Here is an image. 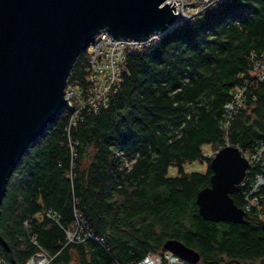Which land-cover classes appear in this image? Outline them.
Listing matches in <instances>:
<instances>
[{
  "label": "trees",
  "instance_id": "1",
  "mask_svg": "<svg viewBox=\"0 0 264 264\" xmlns=\"http://www.w3.org/2000/svg\"><path fill=\"white\" fill-rule=\"evenodd\" d=\"M251 50L264 55V0L215 2L127 49L105 105L81 109L72 124L66 105L8 177L0 258L25 264L43 249L48 264L136 263L177 238L200 255L178 264H264L260 221L205 220L195 202L213 151L228 141L251 152L264 140V79L253 77ZM87 55L76 57L67 88L85 87ZM240 84L245 101L225 129L223 106ZM201 159L204 172L184 170ZM231 196L242 205V189Z\"/></svg>",
  "mask_w": 264,
  "mask_h": 264
},
{
  "label": "water",
  "instance_id": "2",
  "mask_svg": "<svg viewBox=\"0 0 264 264\" xmlns=\"http://www.w3.org/2000/svg\"><path fill=\"white\" fill-rule=\"evenodd\" d=\"M173 3L0 0V203L20 158L67 105V77L78 54L100 31L133 39L166 33L180 24ZM209 167V183L195 195L198 214L205 220L246 223L245 211L231 194L239 189L247 159L236 145L224 144ZM261 228L264 232V221ZM162 248L192 263L200 258L177 238L165 239Z\"/></svg>",
  "mask_w": 264,
  "mask_h": 264
},
{
  "label": "built area",
  "instance_id": "3",
  "mask_svg": "<svg viewBox=\"0 0 264 264\" xmlns=\"http://www.w3.org/2000/svg\"><path fill=\"white\" fill-rule=\"evenodd\" d=\"M171 1H174L176 13L179 15V23H181L185 19L198 14L207 6L221 0ZM162 34V32H154L149 33L146 38L133 39L122 36L112 37L106 31L98 32L93 41L86 47L88 55L84 74L85 87L83 88V86L74 84L67 93V87L65 88V94L68 98L67 106L71 107L72 111L69 124L74 123L81 109L90 107L93 111H96L100 104L105 105V100L103 99L109 93L111 87L119 80V69L127 49L141 48L152 42H157ZM249 65L255 79H264V55L259 57L251 50L249 52ZM245 92H247L245 84L236 85L231 89L230 98L223 106V127L225 129L232 114L236 113L243 106ZM223 144L230 143L225 141ZM241 153L249 163V167L245 169V175L239 184L243 194L241 207L246 214H249L256 220H264V140L258 141L253 151H241ZM205 154L209 155L207 152ZM47 215L51 217L49 210L47 211ZM73 237L78 238L75 230L68 233L69 240H72ZM84 237H88V233H85ZM95 239L103 241V238H99L98 236H95ZM50 257L42 249L31 255L25 264H48ZM179 262L178 257L171 252L165 251L160 254L148 251L138 262H128L126 264H178ZM0 264L8 263L0 258Z\"/></svg>",
  "mask_w": 264,
  "mask_h": 264
},
{
  "label": "rangeland",
  "instance_id": "4",
  "mask_svg": "<svg viewBox=\"0 0 264 264\" xmlns=\"http://www.w3.org/2000/svg\"><path fill=\"white\" fill-rule=\"evenodd\" d=\"M186 20V19H185ZM183 22V21H182ZM71 90V88H66V93ZM211 146L209 144H204L203 148H210ZM184 165V170L186 172L190 171H201L204 172L207 166L206 159H201V160H193L190 162H186L183 164ZM175 171L174 166L169 167V173H173ZM246 264H259L258 260L248 262Z\"/></svg>",
  "mask_w": 264,
  "mask_h": 264
},
{
  "label": "clouds",
  "instance_id": "5",
  "mask_svg": "<svg viewBox=\"0 0 264 264\" xmlns=\"http://www.w3.org/2000/svg\"><path fill=\"white\" fill-rule=\"evenodd\" d=\"M223 145H224V144H223ZM223 145H222V146H223ZM238 148H239V147H238ZM213 154H214V153H213ZM212 156H213V155H212ZM212 156H211V157H212ZM239 184H240V183H239ZM239 188H240V186H239ZM240 189H241V188H240ZM238 190H239V189H238ZM241 208H242V207H241ZM247 215H248V214H246V216H247ZM257 221H258V220H257ZM260 222H261V221H260ZM165 251L171 252V251H169V250H164L163 252H165ZM151 252H153V251H151ZM163 252H162V253H163ZM156 253H158V252H156ZM162 253H160V254H162ZM171 253H172V252H171ZM172 254H173V253H172ZM173 255H175V254H173ZM175 256H177V255H175ZM177 257H178V259L180 260V262L183 261L179 256H177ZM180 262H179V263H180Z\"/></svg>",
  "mask_w": 264,
  "mask_h": 264
},
{
  "label": "bare ground",
  "instance_id": "6",
  "mask_svg": "<svg viewBox=\"0 0 264 264\" xmlns=\"http://www.w3.org/2000/svg\"><path fill=\"white\" fill-rule=\"evenodd\" d=\"M244 211V210H243ZM261 222H263L264 220H260Z\"/></svg>",
  "mask_w": 264,
  "mask_h": 264
},
{
  "label": "flooded vegetation",
  "instance_id": "7",
  "mask_svg": "<svg viewBox=\"0 0 264 264\" xmlns=\"http://www.w3.org/2000/svg\"><path fill=\"white\" fill-rule=\"evenodd\" d=\"M206 170V169H205ZM199 260H200V258H199Z\"/></svg>",
  "mask_w": 264,
  "mask_h": 264
}]
</instances>
